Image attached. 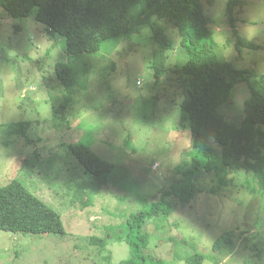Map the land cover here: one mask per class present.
Segmentation results:
<instances>
[{"label":"rangeland","instance_id":"obj_1","mask_svg":"<svg viewBox=\"0 0 264 264\" xmlns=\"http://www.w3.org/2000/svg\"><path fill=\"white\" fill-rule=\"evenodd\" d=\"M238 1L233 27L228 0H201L216 51L236 68L254 67L264 74V0ZM3 11L0 187L19 180L60 215L65 234L0 230V264H120L130 251L115 241L116 233L124 230L130 216L157 202L161 192L173 191L182 182L183 175L175 170L191 154L192 131L180 106L186 85L179 36L161 21L174 48L168 70L158 80L151 67L152 32L142 24L130 38L105 42L100 50L74 58L84 81L68 92L55 75V63L65 54V37L50 36L34 16L7 17ZM250 25L256 35L247 40ZM238 39L258 48L237 49ZM41 41L51 47L32 59ZM248 96L246 84H237L218 113L240 121ZM60 105L65 110L54 114L53 106ZM24 120L31 124L25 134L18 130ZM77 142L112 162V172L106 177L85 172L71 151ZM243 177L237 174L231 186L214 192L217 182L206 174L197 177L196 194L189 202L172 196L170 215L149 220L142 230L149 236L144 251L151 258L146 264H188L187 257L195 252L204 256L202 264H262L264 198L249 191ZM228 231L236 232L235 251L213 250V243ZM105 233L112 235L107 251L97 252L89 237Z\"/></svg>","mask_w":264,"mask_h":264},{"label":"trees","instance_id":"obj_2","mask_svg":"<svg viewBox=\"0 0 264 264\" xmlns=\"http://www.w3.org/2000/svg\"><path fill=\"white\" fill-rule=\"evenodd\" d=\"M238 2H227L233 27V8ZM0 9L7 17L34 16L47 26L50 36L65 37V54L63 60L55 63V75L68 92L84 81L74 58L100 50L105 42L118 43L130 38L142 24L148 25L152 32L155 47L151 67L158 80L168 70V55L174 48V40L161 21L172 25L179 36V45L185 54L181 72L186 85V96L180 106L192 131L191 154L175 170L183 175L182 182L173 191L161 192L157 202L145 205L130 216L124 230L116 233L115 241L124 242L130 251V257L120 264H146L151 257L144 251L149 239L148 234L142 233L145 224L157 216L170 215L172 196L180 203L192 200L199 176L211 174V179L217 182L211 191L218 192L231 186L237 174H243L244 186L264 198V74L254 67L236 68L218 55L214 32L201 0H0ZM241 47L258 48L252 42L238 39L236 48ZM239 83L246 84L249 96L244 101L242 119L236 121L219 114L217 109ZM61 110H65L62 105L53 106L54 114ZM30 125L29 120H24L18 130L25 134ZM71 151L91 176L106 177L114 168L112 162L102 159L83 142L72 144ZM0 230L65 234L60 215L16 179L0 187ZM245 231L237 235L242 237ZM111 236L109 233L90 236L89 242L97 252L107 251L105 245ZM235 238V231L225 232L213 243L212 249L232 254L236 249ZM259 256L264 264V246ZM203 261L204 256L198 252L187 257L188 264Z\"/></svg>","mask_w":264,"mask_h":264},{"label":"clouds","instance_id":"obj_3","mask_svg":"<svg viewBox=\"0 0 264 264\" xmlns=\"http://www.w3.org/2000/svg\"><path fill=\"white\" fill-rule=\"evenodd\" d=\"M256 35V29L254 27H252L251 25L248 26L245 29V39L247 40H251L252 37ZM51 47V43L48 41H41L37 44V48L39 49V52H32L30 55L32 57V59H35L36 56L40 55L41 53H43L44 51L48 50ZM230 49H226V51H228Z\"/></svg>","mask_w":264,"mask_h":264}]
</instances>
